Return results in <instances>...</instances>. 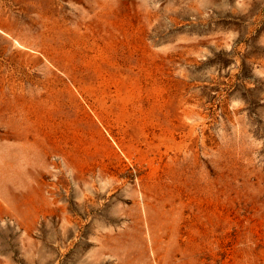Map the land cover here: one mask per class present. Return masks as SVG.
Returning a JSON list of instances; mask_svg holds the SVG:
<instances>
[{"label": "rangeland", "instance_id": "1", "mask_svg": "<svg viewBox=\"0 0 264 264\" xmlns=\"http://www.w3.org/2000/svg\"><path fill=\"white\" fill-rule=\"evenodd\" d=\"M0 264H264V0H0Z\"/></svg>", "mask_w": 264, "mask_h": 264}]
</instances>
